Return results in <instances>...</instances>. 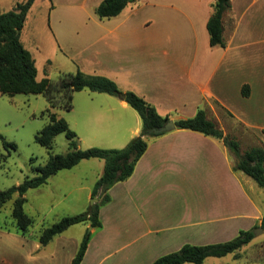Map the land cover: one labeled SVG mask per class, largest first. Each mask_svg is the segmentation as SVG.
Instances as JSON below:
<instances>
[{"label": "crops", "instance_id": "crops-1", "mask_svg": "<svg viewBox=\"0 0 264 264\" xmlns=\"http://www.w3.org/2000/svg\"><path fill=\"white\" fill-rule=\"evenodd\" d=\"M102 1L44 0L48 17L41 22L55 48L43 60L38 79L49 77L50 67L103 75L143 97L162 116L175 121L203 108L240 147L251 134L258 141L252 145L264 146V123L250 121L264 114V76L248 79L243 71L249 66L264 73V0H231L223 16L225 47L209 41L207 22L215 0H135L117 16L100 19L95 9ZM36 2L21 41L37 63L40 40L35 35L29 44L27 27ZM244 85L248 96L242 94ZM87 94L89 113L108 129H74L86 147L123 148L140 134L141 117L124 99ZM96 159L60 170L44 185L55 180L65 186L77 168L97 166L98 171L85 173L92 180L77 187L93 198L104 170V160ZM234 161L221 139L198 131L175 128L152 137L133 174L108 191L110 201L99 209L102 226L91 227L81 264H151L185 244L226 242L260 225L264 191L234 170ZM72 190L68 186L63 197ZM25 197L27 203V192ZM13 223L0 221V264H71L83 239L66 237V230L42 245L41 230L31 226L22 233Z\"/></svg>", "mask_w": 264, "mask_h": 264}, {"label": "trees", "instance_id": "trees-1", "mask_svg": "<svg viewBox=\"0 0 264 264\" xmlns=\"http://www.w3.org/2000/svg\"><path fill=\"white\" fill-rule=\"evenodd\" d=\"M135 0H103L95 9L100 19L111 18L120 14L128 3ZM35 0H22L16 3L14 9L0 12V94L15 96L44 95L49 101V107L42 111L41 116L48 117V123L35 135V141L45 147H51L54 138L64 133L69 142L70 151L66 154H50L44 166L33 169V176L27 177L20 184L6 190H0V208L13 200L12 216L17 231L25 233L34 223V218L25 212L26 192L31 188H38L47 183L48 179L60 170L71 169L82 160L98 158L104 160V170L94 185L92 197H98L85 212L65 216L51 226L43 228L39 235L42 245H47L59 234L76 224L89 225L100 228L99 209L110 201V188L121 181L127 180L134 172L138 160L148 147L149 140L165 133H155L152 130L164 125L170 118L158 113L154 105L146 101L133 91H124L117 83L103 75H88L77 70L71 73H60L54 81L48 76L38 79V68L31 52L21 41V31L26 23L27 15ZM231 0H215L212 4V14L207 22L209 41L211 46L225 47L224 13L230 9ZM57 85L61 90L62 99L57 104L53 89ZM88 89L93 92L108 93L124 99L140 115L142 129L139 135L132 138L123 148L78 147L77 133L72 130L68 122L53 110L64 107L72 109V97L75 91ZM242 94L249 95V86L242 87ZM176 128L190 129L204 135L221 139L235 158L234 170L242 171L251 177L264 189V146H254L242 152L239 142L226 135L217 121L207 116L205 109L200 108L193 117L175 120ZM264 132V131H263ZM4 147L16 149V144L8 142L2 136ZM264 230V218L260 225L248 230H241L232 240L207 244H185L181 249L160 256L151 264H202L207 257H223L235 253L249 244L255 237V230ZM91 232H87L74 256L71 264H81L85 255Z\"/></svg>", "mask_w": 264, "mask_h": 264}, {"label": "rangeland", "instance_id": "rangeland-1", "mask_svg": "<svg viewBox=\"0 0 264 264\" xmlns=\"http://www.w3.org/2000/svg\"><path fill=\"white\" fill-rule=\"evenodd\" d=\"M19 1L22 0H0V12L14 9ZM45 5L44 0H37L36 6L31 10L32 12L27 21L28 31H30L29 37L32 36L29 44L35 40V35L40 40L38 44L39 51H35L39 76H42L43 60L50 58L47 56L52 55L55 48L52 45L50 35L47 34L48 32L41 22L46 16ZM59 71V69L50 67L48 71L49 77L56 81L60 75ZM243 71L248 79L264 76V73L260 72V68L252 69L246 66ZM53 93L58 104L62 99V92L57 85L54 86ZM87 93H93V91L84 89L73 93L72 109L67 110L64 107H58L53 110L59 117H63L68 122L72 130L82 129L83 127L85 129H108L107 124L105 127L103 123L97 121L95 113H89L90 108L85 102V97L89 95ZM49 106L48 99L42 94H17L15 96L0 94V190L11 188L20 184L27 177L33 176V169L38 166H44L50 154H66L70 151L69 142L64 133H60L54 138L51 147L42 146L35 141V135L48 123V117L41 116V113ZM92 108L94 110V107ZM250 121L254 125L261 122L264 123V114L252 117ZM237 129L240 128L238 127ZM254 131L252 130V132ZM1 136L8 142L15 143L16 149L10 147L6 149ZM77 141L80 149L93 147H86L87 144L79 139ZM257 143L256 137L251 134L247 140L242 139V147L240 148L242 152H245L252 148L250 146H254L252 144ZM99 160L96 159V161ZM91 168H93L92 172L95 169L98 171L97 166L91 165ZM90 169L89 166L77 168L75 170L76 176L70 178L71 182H68L69 184L65 186L62 185L61 181L51 180L47 185L31 188L27 191V203L24 207L25 212L34 218V223L32 228H30L32 231L38 232L65 216H73L85 212L94 203H97L93 200L95 197H86V192L77 189L81 182L84 185L88 181L90 182V179L92 180L90 174L89 176L85 174ZM252 181L258 189L264 191L263 188L257 186L254 180ZM68 186L73 190L69 195L63 197V190L66 192ZM12 206L13 200H10L0 208V221L6 225H11V221H13ZM87 232H90V226L86 227L84 224H76L71 226L65 235L66 237L82 239ZM240 253L241 258L239 259H235L233 254H228L224 257H209L202 264H264L262 258L264 257V232L256 235L248 245L241 249Z\"/></svg>", "mask_w": 264, "mask_h": 264}, {"label": "water", "instance_id": "water-1", "mask_svg": "<svg viewBox=\"0 0 264 264\" xmlns=\"http://www.w3.org/2000/svg\"><path fill=\"white\" fill-rule=\"evenodd\" d=\"M176 128L175 121L173 119H169L164 125L159 128H154L152 131L155 133H166L168 131L174 130ZM95 202H98V199H93ZM91 229V227H90ZM260 232H264L262 228H258L255 230V234L258 235Z\"/></svg>", "mask_w": 264, "mask_h": 264}]
</instances>
